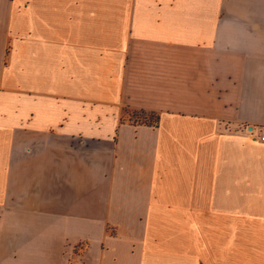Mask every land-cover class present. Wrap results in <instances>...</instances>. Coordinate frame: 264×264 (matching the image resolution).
<instances>
[{
	"label": "crops",
	"instance_id": "obj_1",
	"mask_svg": "<svg viewBox=\"0 0 264 264\" xmlns=\"http://www.w3.org/2000/svg\"><path fill=\"white\" fill-rule=\"evenodd\" d=\"M263 126L264 0H0V264H264Z\"/></svg>",
	"mask_w": 264,
	"mask_h": 264
},
{
	"label": "rangeland",
	"instance_id": "obj_2",
	"mask_svg": "<svg viewBox=\"0 0 264 264\" xmlns=\"http://www.w3.org/2000/svg\"><path fill=\"white\" fill-rule=\"evenodd\" d=\"M145 114H142L141 112H128L126 114V117L130 118L133 121H140V122H144L145 120H147V122H150V124H155L156 120H157V113H151V112H146L143 111ZM153 116H152V115ZM81 249H78L76 252H78ZM77 255V253H75Z\"/></svg>",
	"mask_w": 264,
	"mask_h": 264
},
{
	"label": "built area",
	"instance_id": "obj_3",
	"mask_svg": "<svg viewBox=\"0 0 264 264\" xmlns=\"http://www.w3.org/2000/svg\"><path fill=\"white\" fill-rule=\"evenodd\" d=\"M257 139L261 142L264 143V126L261 128L259 135L257 136Z\"/></svg>",
	"mask_w": 264,
	"mask_h": 264
},
{
	"label": "trees",
	"instance_id": "obj_4",
	"mask_svg": "<svg viewBox=\"0 0 264 264\" xmlns=\"http://www.w3.org/2000/svg\"><path fill=\"white\" fill-rule=\"evenodd\" d=\"M142 114H145L144 112H141ZM152 115V114H151ZM153 116V115H152ZM159 121V117H157L156 123ZM136 122H140V121H136ZM140 123H148L150 124V122H147V120H145L144 122H140ZM152 124V123H151Z\"/></svg>",
	"mask_w": 264,
	"mask_h": 264
}]
</instances>
